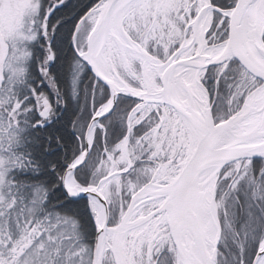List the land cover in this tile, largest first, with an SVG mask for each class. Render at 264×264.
Returning a JSON list of instances; mask_svg holds the SVG:
<instances>
[{"label":"snow or ice","instance_id":"6c2138e0","mask_svg":"<svg viewBox=\"0 0 264 264\" xmlns=\"http://www.w3.org/2000/svg\"><path fill=\"white\" fill-rule=\"evenodd\" d=\"M0 264H264V0H0Z\"/></svg>","mask_w":264,"mask_h":264}]
</instances>
